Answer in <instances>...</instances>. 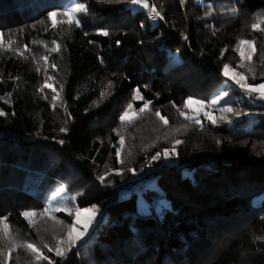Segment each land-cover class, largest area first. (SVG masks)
<instances>
[{"label":"trees","instance_id":"1","mask_svg":"<svg viewBox=\"0 0 264 264\" xmlns=\"http://www.w3.org/2000/svg\"><path fill=\"white\" fill-rule=\"evenodd\" d=\"M69 1L0 0V110L8 114L0 116V218L7 217L11 234L54 246L53 236L63 235L73 217L57 213L61 229L48 218L30 227L22 213L41 212L49 190L62 184L78 208H96L99 218L66 259L45 249L53 264H264V100L249 97L222 71L227 63L248 83L264 82V32L250 27L255 14L264 18V0H150L164 20L132 12L127 2L77 0L90 10L82 27H52L48 14ZM240 39L255 41V80L247 62L238 67ZM54 40L59 52L51 51ZM47 77L58 91L62 85L56 101L51 89L40 91ZM109 81L114 86L96 106ZM224 85L233 90L211 107L217 124L205 119L201 128L180 116L178 109L190 115L183 108L189 97L208 101ZM137 87L152 111L122 128L126 143L117 157L113 130ZM144 101H134V110ZM225 107L249 115L222 113ZM177 139L183 141L177 162L160 158L153 166L151 157ZM148 169L153 179L145 189H124ZM138 192L154 208L164 198L169 207L141 213ZM0 247L6 250L7 241ZM12 257L8 264L32 259L24 249Z\"/></svg>","mask_w":264,"mask_h":264},{"label":"snow or ice","instance_id":"2","mask_svg":"<svg viewBox=\"0 0 264 264\" xmlns=\"http://www.w3.org/2000/svg\"><path fill=\"white\" fill-rule=\"evenodd\" d=\"M100 3H120V2H127L130 5L133 6H139L140 8L146 10L150 16L151 19L156 20H164V16L162 15V12L158 9L157 5L155 3H150V0H99ZM188 0H181V4H186ZM89 6L86 3H76L73 7L70 9H67L63 12H50L48 14V20L51 21L52 27H57L58 24H65L69 28H71L73 25L76 27H82L81 24V18L77 15L79 13H83L85 15L89 14ZM240 12V9L237 7H232L231 13L233 15H238ZM211 15V13H209ZM58 17H61V19L58 20ZM261 24H264V18L261 17L259 13L255 14V22L251 24V29L253 31H260L264 32V28L261 27ZM87 35V33H85ZM103 36H108L110 33L108 31H102L100 33ZM3 36L4 33H0V48H4L5 44L3 42ZM187 39V37H185ZM119 43V41H117ZM53 44H55V47L51 49V51L59 52L61 49V45L57 43L55 40L53 41ZM8 47L11 49V45H8ZM45 47H47L45 45ZM245 48L248 49L247 52H245ZM18 54H23L19 48L17 49H11ZM24 51H28L27 46H24ZM236 51L239 52L241 57V63L238 65V67H244L245 62L249 65L247 68V72L252 74V79H256V72L255 68H253L251 65L255 63L253 61V56L257 55V49L255 47V41L250 39H240L238 42V46L236 48ZM45 61H47V56L42 57ZM102 62V61H101ZM178 62V61H177ZM261 66H264V58H262L259 61ZM53 68H55V64L52 65ZM223 75L227 77L228 79L232 80L237 84L249 97H256L260 100H264V82L258 83V84H250L248 83V76L246 73H241L236 71L234 68H232L229 64L225 63L223 65ZM18 79V78H17ZM54 79V77H47L44 82L43 86L40 88V91L43 92L44 88L51 89L52 92L56 93L55 96H53V101H56L59 97V91H62V85L59 89L51 83V81ZM114 85L111 81H109L107 84H105L100 92L99 99L94 102L96 106H99V103L103 100L104 96L106 95L107 91L111 89ZM228 95L227 91H223L219 93L218 95H215L212 97V99L208 102L202 99H195L192 97H189L185 103L183 108L190 110L193 115H188L187 111L178 109L180 116H182L185 120H191L195 124L200 125L201 128L203 127L202 121L199 118V114L202 112L203 116L207 118L212 124H217L218 120L217 118L212 114V112L205 110L208 105L215 106L217 105L221 100L224 99L225 96ZM144 101V97L141 94V90L139 87L135 88L133 90V96L132 101L128 103L126 106V109L122 112V114L119 117L120 120V127L114 129L116 136L118 139V145L116 156L120 157L122 150L125 147L126 143V137L122 134V128L127 125H132L136 119L140 118V114L145 113L146 111H152L150 109V101H144L143 105L138 109L134 110L133 102L134 101ZM10 102L8 100L5 101ZM62 103V102H61ZM56 107V104L53 103V108ZM222 113H231L234 116H240V115H249V113L243 112V110H236L232 107H225L220 109ZM8 115L3 110H0V116H6ZM154 115L159 118L160 121L163 122L164 125H168L169 121L166 116L161 115L159 110H156L154 112ZM220 120H225L226 117L224 115H221L219 118ZM67 123V121L65 122ZM227 123L231 124L232 120L227 119ZM184 127H187V125H184ZM61 132L67 133L68 129L62 127L60 129ZM177 132L180 131L179 128L176 129ZM219 143V141H217ZM59 143L63 144L64 141L60 140ZM183 143L182 140H175L172 144L171 148H167L162 150V152H157L155 155L151 157V159L156 160L159 159L161 156H163L164 159H169L172 155H177L176 153V147ZM113 147H116V145H113ZM121 164L124 163V161L121 159L119 161ZM116 171V170H114ZM129 171H134L133 169H129ZM117 174H120L117 172ZM105 176L99 177V179L103 182L105 179ZM60 192H64L65 189L63 187L60 188ZM59 194V193H58ZM99 210L96 208L92 209H79L76 208L73 210L72 208H68L66 206H57V207H45L41 212H36L35 210H28L24 211L22 213V216L28 221L30 227H36V225L39 223V220H42L44 218H48L49 220L53 221L56 225H65V221L62 219H59L55 213L57 212H64L68 216L74 217V220L72 223L67 224L66 230L63 235H54L53 239L55 240V245H51L47 242H42V245H38L37 243L30 242L27 240H17L15 236H13L10 232V225L6 223L7 217L0 218V224H3V228L0 229V243L7 241V247L6 250L4 247H0V257L3 259L0 260V264H8V261H10L12 257V253L16 251L17 249H24L26 252H28L31 256V262L30 264H42V262H47V264H53V261L49 258V256L45 255L44 250L46 249L47 252L51 253L54 252L57 257H61L62 259L67 258V254L72 250L74 246L77 245V243L83 239V237L87 234L88 228L92 225L93 221L95 220V214ZM87 215V220L84 221L82 230H81V217Z\"/></svg>","mask_w":264,"mask_h":264},{"label":"rangeland","instance_id":"3","mask_svg":"<svg viewBox=\"0 0 264 264\" xmlns=\"http://www.w3.org/2000/svg\"><path fill=\"white\" fill-rule=\"evenodd\" d=\"M199 1V3H203V1L204 0H198ZM76 3H79L77 0H70L67 4H65L64 6H63V8L62 9H60V12H63V11H65V10H67V9H70L71 7H73ZM130 8H131V11L132 12H137L138 10H141L142 8H140L139 6H133V5H131L130 6ZM57 12V11H56ZM80 18H82L83 16H84V14L83 13H79V14H77ZM88 24L89 25H91V26H94L95 24L93 23V22H88ZM245 50V52H247L248 51V49L247 48H245L244 49ZM232 90H233V88H231V87H227V86H223V87H221L213 96H215V95H218L219 93H221V92H223V91H227L228 92V95L232 92ZM227 95V96H228ZM212 96V97H213ZM227 96H225V97H227ZM212 99V98H211ZM211 99H209L208 101H210ZM206 101V100H205ZM208 101H206V102H208ZM220 103V102H219ZM218 103V104H219ZM217 104V105H218ZM217 105H215L214 107H213V109H215L216 107H217ZM212 105H208V107L205 109V110H207V111H210V112H212ZM148 111H146L145 113H143V115H145L146 113H147ZM190 115H193L194 113H192L191 111H190V113H189ZM212 114L214 115V113L212 112ZM141 115V114H140ZM142 115V116H143ZM141 116V117H142ZM140 117V118H141ZM199 118L201 119V121H203V120H205V119H207V118H205L204 116H203V114H202V112L199 114ZM136 120H138V119H136ZM208 120V119H207ZM209 121V120H208ZM175 141V140H174ZM176 153H178V147H176ZM163 161H165L167 164H174V163H176L177 162V160H178V156L177 155H172L169 159H164L163 158V156H161L160 157ZM159 158V159H160ZM158 159H156V160H154L153 161V166H154V164H155V162L157 161ZM128 183H126L125 185H127ZM148 185H150V183H148ZM61 187H63L64 189H65V191L64 192H60L59 190H60V188ZM59 193V194H58ZM130 194L131 193H128V192H126V193H122V197H125V198H127V197H129L130 196ZM137 195H138V207H139V211L141 212V213H145V214H149V213H151L153 210H155L157 213H162L165 209H167L168 207H169V202H168V200L166 199V198H164L160 203H158L157 205H156V207L154 208V207H152L151 206V204H149L148 203V201L146 200V197L141 193V192H138L137 193ZM155 203V202H154ZM49 206H51V207H57V206H66V207H68V208H72L73 210H75L76 208H78L75 204H74V197H73V195L67 190V188H66V186L65 185H62V184H59V185H57V186H55L54 188H52V189H50L49 190V193H48V196L46 197V199H45V207H49ZM79 209H81V208H79ZM90 209H92V208H90ZM57 213H60V212H57ZM57 213H55V215L57 214ZM87 215H84V216H82L81 217V230H82V226H83V223H84V221L85 220H87ZM98 218H99V213L98 212H96V214H95V220L93 221V223H92V225L88 228V232H87V234L83 237V239H81L78 243H77V245L78 244H81V243H83L84 241H86V239H87V236L90 234V232L93 230V228L96 226V224H97V221H98ZM73 220H74V217H73ZM56 228H58V229H61V226L60 225H57V226H55ZM63 228H64V225L62 226ZM65 228H66V226H65Z\"/></svg>","mask_w":264,"mask_h":264},{"label":"built area","instance_id":"4","mask_svg":"<svg viewBox=\"0 0 264 264\" xmlns=\"http://www.w3.org/2000/svg\"><path fill=\"white\" fill-rule=\"evenodd\" d=\"M151 169L148 170H142L138 173V175L134 178V181L132 183H128L125 185L124 189L126 191H132L133 189L137 190H143L146 188V183L153 179L151 175ZM161 200V196L157 195L154 197V201L158 202Z\"/></svg>","mask_w":264,"mask_h":264}]
</instances>
